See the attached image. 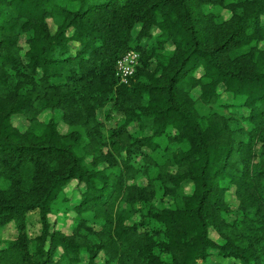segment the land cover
<instances>
[{
  "label": "trees",
  "instance_id": "1",
  "mask_svg": "<svg viewBox=\"0 0 264 264\" xmlns=\"http://www.w3.org/2000/svg\"><path fill=\"white\" fill-rule=\"evenodd\" d=\"M9 223L0 264H264V0H0Z\"/></svg>",
  "mask_w": 264,
  "mask_h": 264
},
{
  "label": "rangeland",
  "instance_id": "2",
  "mask_svg": "<svg viewBox=\"0 0 264 264\" xmlns=\"http://www.w3.org/2000/svg\"><path fill=\"white\" fill-rule=\"evenodd\" d=\"M225 99L230 100V96H228V95L223 96V100H225ZM198 107L201 110V112L209 113L216 108V105H208V106L207 105L206 106H200L199 105ZM50 115H51L50 112L45 113V115H43V118L47 119V118H49ZM98 116L101 120H104V115H103L102 111L98 112ZM119 117H120L119 114H114L112 119H110L108 121L106 120L105 125L103 126L102 130L104 132H106V130L109 127L114 126L117 123V121L119 120ZM12 121L15 125H17L22 130L28 126L27 120L22 115L13 117ZM58 129L61 132H65V131H68L69 129H71V126H69L68 124H63L62 122H59ZM129 129L131 132H136L137 131L136 124L135 123L130 124ZM77 187L78 186H76V181H72L68 184V187L65 189V194L67 196H70L73 202H74V200L78 199V191L77 190L79 188H77ZM228 199L231 202L232 206L234 207L236 205V201L233 198V194H231L230 192H228ZM54 206H57V204H55ZM60 208L64 209L65 206H60ZM29 215H30L29 216V218H30L29 219V230H30V232L33 233L35 231H38V229H39V224H38V220H37L38 214H37V212H31ZM83 215L88 218L87 225H89V226L96 225V223L92 220L90 212H87L86 214H83ZM73 217H74V213L72 212V213H69V217L66 218L67 219L66 222H69L70 226L72 225L71 223L74 222V221L73 222L70 221L71 218H73ZM51 221H52V218H51ZM75 223H76V221H75ZM57 226L59 227L60 225H57ZM80 230L83 231L84 229L81 228ZM64 231L66 233H69L70 227L65 228ZM16 234H17V231H16V228H15L13 223H9L5 226L0 227V246L4 245V243H3L4 240L15 238ZM211 235L213 237H215L214 233H212ZM211 259H212V263H216V264H228V263L230 264V263H232L231 259L226 260V259H220V258H216V257H211Z\"/></svg>",
  "mask_w": 264,
  "mask_h": 264
},
{
  "label": "built area",
  "instance_id": "3",
  "mask_svg": "<svg viewBox=\"0 0 264 264\" xmlns=\"http://www.w3.org/2000/svg\"><path fill=\"white\" fill-rule=\"evenodd\" d=\"M139 64V53L128 50L116 62L115 76L120 83H127Z\"/></svg>",
  "mask_w": 264,
  "mask_h": 264
}]
</instances>
